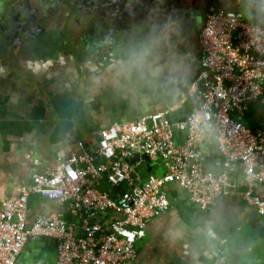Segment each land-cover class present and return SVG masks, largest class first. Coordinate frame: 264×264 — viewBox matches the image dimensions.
Instances as JSON below:
<instances>
[{"label":"built area","instance_id":"obj_1","mask_svg":"<svg viewBox=\"0 0 264 264\" xmlns=\"http://www.w3.org/2000/svg\"><path fill=\"white\" fill-rule=\"evenodd\" d=\"M200 71L178 101L100 132L97 146L83 141L49 171L36 173L20 195L0 204V264H17L31 237L57 239L56 264H128L138 258L136 242L147 223L171 204L165 185L177 182L201 211L217 204L234 175L239 198L264 214L257 189L264 186V128L243 123L250 102L264 105V26L235 10L209 5L197 33ZM195 99L185 120L170 116ZM185 139L177 142L175 130ZM214 165L206 171L209 149ZM135 154L161 162L165 173L142 178L127 160ZM28 159L33 160L31 156ZM115 187L114 195L104 184ZM36 194L63 207L29 217ZM65 212L76 218L68 220Z\"/></svg>","mask_w":264,"mask_h":264},{"label":"crops","instance_id":"obj_2","mask_svg":"<svg viewBox=\"0 0 264 264\" xmlns=\"http://www.w3.org/2000/svg\"><path fill=\"white\" fill-rule=\"evenodd\" d=\"M255 1L258 0H223L211 5L242 11L246 20L264 26V7L260 13ZM72 32L77 42L93 43L87 40L92 31L85 25L73 24ZM189 41L181 52L186 55V72L166 91L118 88L107 76L110 62L104 69L91 71V61H80L70 53L40 56L30 49L17 48L0 58V204L18 197L24 183H30L34 174L54 168L59 157L66 158L76 150L79 141L93 149L100 132L110 125L133 121L176 103L200 71L197 35ZM194 105L195 99H187L170 116L171 121L175 124L185 120ZM243 123L252 132L263 129L264 105L250 102ZM175 133L177 142H183L185 134L177 129ZM213 149L214 145L209 154ZM146 165L139 163V174ZM149 167L154 175L165 173L161 162H152ZM213 170L219 173L215 165ZM241 183V176L234 175L217 204L207 211L192 203L179 183H167L165 190L171 204L148 221L145 235L136 242L138 258L128 264H222V249H214L217 242L230 239L243 227H251L258 217L254 207L239 198ZM257 193L264 200V186ZM62 209L53 200L30 195L31 219ZM67 219L76 220L72 215ZM56 246L54 237H31L17 264H56ZM252 247L250 252L244 250L250 256L244 264H264L263 241Z\"/></svg>","mask_w":264,"mask_h":264},{"label":"water","instance_id":"obj_3","mask_svg":"<svg viewBox=\"0 0 264 264\" xmlns=\"http://www.w3.org/2000/svg\"><path fill=\"white\" fill-rule=\"evenodd\" d=\"M255 2L261 13L264 0ZM137 3H140L139 0ZM25 5L6 4V0H0V58L10 54L11 49L16 50L17 48L30 49L40 56L49 55L51 57L67 50L72 56L79 57L80 61L87 62L89 60L104 69L107 62L112 63L114 59L124 56L127 45L136 40L133 37L131 26L124 24L112 34L105 33L100 40H92L93 43H75L72 39L67 42L55 41L48 35L51 32L50 29L44 27L51 20V16L42 7L29 8L28 4ZM129 5L130 2L127 7ZM247 9L250 10V8ZM250 12L254 13L252 10ZM36 27L40 28L42 32L35 30ZM90 70L92 71V69ZM142 161L149 166L152 164V160L146 154H135L127 160L131 166H134L137 173L140 171L138 165ZM147 165L140 172L142 178H147L152 174L151 167ZM254 210L258 214L259 220L263 221L260 227H243L230 239L217 242L214 249H222V258H219L222 264H244L250 258L248 254L244 253V250L252 251V245L258 241H263L264 244V214L261 215L256 208ZM218 263V261L213 262V264Z\"/></svg>","mask_w":264,"mask_h":264},{"label":"flooded vegetation","instance_id":"obj_4","mask_svg":"<svg viewBox=\"0 0 264 264\" xmlns=\"http://www.w3.org/2000/svg\"><path fill=\"white\" fill-rule=\"evenodd\" d=\"M6 0V4H28L31 8L42 7L51 16L44 27L50 29L55 41L75 43L78 39L72 32L73 24L85 25L92 31L87 40H100L105 33H114L124 24L131 26L133 37L139 40L148 35L154 24H162L169 18H179L183 25V40L178 51L183 52L189 39L194 38L200 28L209 0ZM129 7L127 5L129 4ZM55 17L53 18V16ZM38 32L42 30L35 28ZM44 35V34H42ZM189 41V42H188ZM182 48V49H181ZM200 51V50H199ZM68 53L67 50L61 54ZM60 54V53H59ZM69 54V53H68ZM75 59L79 57L73 56ZM92 62V61H91ZM92 70H97V63L92 62ZM257 217L251 227H260ZM250 227V228H251Z\"/></svg>","mask_w":264,"mask_h":264},{"label":"clouds","instance_id":"obj_5","mask_svg":"<svg viewBox=\"0 0 264 264\" xmlns=\"http://www.w3.org/2000/svg\"><path fill=\"white\" fill-rule=\"evenodd\" d=\"M182 40L179 18L154 24L147 36L131 41L124 56L113 60L107 76L118 88L166 91L186 72V55L178 51Z\"/></svg>","mask_w":264,"mask_h":264},{"label":"trees","instance_id":"obj_6","mask_svg":"<svg viewBox=\"0 0 264 264\" xmlns=\"http://www.w3.org/2000/svg\"><path fill=\"white\" fill-rule=\"evenodd\" d=\"M217 152H216V150L215 149H213L212 151H211V153L209 154V156H208V159H207V162H206V165H205V169H206V171H213V172H215L213 169H214V165H213V160L215 161V159L218 157L217 156ZM104 188L105 189H107V190H109V192L112 194V195H114V190H115V187H110L109 186V184L108 185H106V187L104 186ZM70 215L69 214H67V216H66V218H68Z\"/></svg>","mask_w":264,"mask_h":264},{"label":"rangeland","instance_id":"obj_7","mask_svg":"<svg viewBox=\"0 0 264 264\" xmlns=\"http://www.w3.org/2000/svg\"><path fill=\"white\" fill-rule=\"evenodd\" d=\"M214 2H217L218 4H221L219 2H223V0H209L210 5ZM242 12V11H241ZM154 164V163H153ZM152 165V164H151Z\"/></svg>","mask_w":264,"mask_h":264}]
</instances>
